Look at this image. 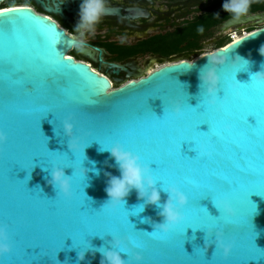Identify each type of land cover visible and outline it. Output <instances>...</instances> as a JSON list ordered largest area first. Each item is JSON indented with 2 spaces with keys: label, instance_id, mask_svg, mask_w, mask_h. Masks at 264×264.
<instances>
[{
  "label": "water",
  "instance_id": "obj_1",
  "mask_svg": "<svg viewBox=\"0 0 264 264\" xmlns=\"http://www.w3.org/2000/svg\"><path fill=\"white\" fill-rule=\"evenodd\" d=\"M22 21H28L37 33L47 28L54 30L52 50L59 53V58L67 65L65 72L55 79L71 81L79 90L85 101L83 107L88 112L107 113L121 101L122 112L107 116V120L123 118L131 122L135 118L143 119L145 123L139 126V131L149 144L156 145L158 155L167 159L171 154L177 168L193 170L202 185H207L213 176L217 180L229 181L232 188L226 195L236 212L229 225V237L234 242L230 254L232 264H264V82L255 81L249 103H238L230 110V115L237 121L247 113H254L257 120L254 143L245 145L238 154L225 151L212 160L189 161L188 157L197 154L194 144L187 142L190 133L195 131L197 118L190 114L178 120L166 106L168 95V105L181 104L180 97L184 96L188 97L189 105L196 107L203 95L199 73L206 65L207 57L223 61L216 66L218 86L230 75L234 79V70H243L236 72L237 83L250 82L251 75L260 71L264 64V56L259 53L264 45V25L224 48L204 53L191 61L177 59L167 62L144 76L108 90L107 78L66 55L77 41L55 22L26 6L0 10V24L5 28L18 27ZM3 48V39L0 38V53ZM234 55L248 60V66L243 62L239 66L232 65L230 61ZM21 63L25 77L33 81L43 82L49 75L41 66L29 67L26 57ZM66 114L64 106L42 88L38 87L31 96L18 93L17 104L10 105L7 93L0 86V131L7 137L5 144L0 145V221H4L8 214L27 217L31 221L30 228L20 229L13 252L0 255V264H10L18 257L25 259V264H100L101 255L98 252L93 254L94 248L112 247L114 237L124 240L126 251L121 256L126 264H144L140 252L128 242V237L111 235L121 229L128 231L131 241L155 237L156 241L164 242H147L145 259L162 260L166 264H200L206 259L211 264L215 245L205 244L204 230L198 228L205 222L202 211L219 215L212 199L199 201L200 194H194L190 199H195L197 205L192 206L188 218L167 235L151 233L152 223L145 221L149 218L152 222H161L162 217L157 215L159 209L147 205L139 212L138 206L143 200L137 198L134 189L124 198V205L104 209L103 203L108 199L104 190L105 173L118 176L119 171L109 152L100 149L115 142L101 139L105 134L103 122L78 117L70 122L76 128H84L86 134L92 131L93 136L85 141L74 136L71 139L62 127ZM155 116L160 117V123L153 125L149 120ZM255 118L248 117V123L255 126ZM199 130L206 132L208 126L200 125ZM74 153L77 154L74 168L63 167V171L68 176L74 172L78 174V181L73 183L79 191L74 192L71 200H60L52 208L50 205L57 199V190L46 181L50 178L48 169L52 164L58 165L59 158L66 154L75 160ZM150 167L155 168V165ZM97 170L99 176L95 174ZM164 185L157 181V187ZM166 198L167 194L161 192V201ZM207 231L219 230L210 228ZM81 250L86 251L85 257L78 261L77 253ZM137 254L141 257L139 261L135 260Z\"/></svg>",
  "mask_w": 264,
  "mask_h": 264
},
{
  "label": "snow or ice",
  "instance_id": "obj_2",
  "mask_svg": "<svg viewBox=\"0 0 264 264\" xmlns=\"http://www.w3.org/2000/svg\"><path fill=\"white\" fill-rule=\"evenodd\" d=\"M0 38L3 39L4 43L3 51L0 53V74H2L0 86H2L7 93V101L10 105L17 104L18 93L31 96L39 87L46 90L58 103L64 106L67 114L64 116L63 121H72L74 118L78 117L81 120L103 122L105 134L101 139L118 142L125 149L138 155L142 163L150 168L157 181L165 185L175 184L188 195V204L182 209L184 220L188 218L190 208L197 205L195 199H190L194 194H200L199 201L209 197L215 200L218 196L222 194L226 195L231 191L232 185L227 179L217 180V178L213 176L210 177L207 185H202L193 170H179L176 161L171 158V154H169L167 159L158 155L156 145L149 144L139 131V126L145 123V120L139 118H135L131 122L123 118L115 121L107 120V116L122 112L121 101L116 102V107L107 113L93 114L88 112L83 107L85 101L79 95V90L75 85L72 84L71 81L63 82L55 79L57 75L65 72L67 65L64 60L59 58V53L52 50V43L55 41V32L53 29H42L41 33H37L28 21H22L18 27L5 28L0 24ZM24 57L27 58L29 67L41 66L49 74L45 81H33L25 77L21 63ZM242 67L243 66H241V68ZM234 71V79L230 75L221 81L218 86L215 106L210 107L201 99L196 107H192L188 104V97H180L182 114L175 117L179 120L193 114L197 118L195 131L190 133V139L187 141L194 144L197 154L195 157H188L189 161L202 162L205 160H212L225 151L238 154L244 150L245 145L250 146L254 143L257 124L254 113H247L240 118V121H237L230 115V110L238 103L247 104L251 101L255 90V80H250L247 84L237 83L236 72L240 70ZM99 83L103 85L101 81H99ZM220 92H223V95H218ZM167 97L168 95H166L167 111L172 114L167 103ZM49 112L53 113L52 111ZM250 116L255 118V126L248 123V117ZM149 122L153 125L158 124L160 123V117H151ZM71 124L72 135L78 140L85 141L93 136L92 131L86 134L84 128H76L73 122H71ZM204 124L208 126V131L206 132L199 130L200 125ZM241 124L243 126H241ZM5 142L0 145H4ZM74 155L76 157L75 160L69 159L67 154L61 156L58 165L61 167L74 168L77 154L74 153ZM150 165H155V168H151ZM71 179V197L64 198L57 195V199L53 201L50 207L54 208L56 203L60 200H71L74 192L79 191L78 188L74 187L73 183L74 181H78V174L74 172ZM104 209L108 210L109 208L105 207ZM201 214L205 217V222L202 227L198 229H218L222 234V238L230 241L232 244L231 250L227 256L222 255L219 248H215L211 264H232L230 254L233 251L234 242H232L229 237V225L232 223V218L230 221H225L222 216L210 215L208 211H202ZM0 223L5 224L8 228L11 244V251L7 253L8 255L14 250V242L19 238L20 229L30 228L31 221L27 217L8 214L5 220L0 221ZM111 235L129 238V233L126 229H121ZM131 242L133 248L140 252L144 264H166V261L162 260L145 259V254L148 250L147 242L164 243L163 241H156L155 237H145L143 241L137 239ZM124 251H126V249H124ZM25 262V259L18 257L14 261L11 260L10 264H25ZM200 264H209V262L205 259L201 261Z\"/></svg>",
  "mask_w": 264,
  "mask_h": 264
},
{
  "label": "flooded vegetation",
  "instance_id": "obj_3",
  "mask_svg": "<svg viewBox=\"0 0 264 264\" xmlns=\"http://www.w3.org/2000/svg\"><path fill=\"white\" fill-rule=\"evenodd\" d=\"M104 2L105 14L89 30L75 27L82 0H3L0 7L26 6L55 22L77 41L66 55L107 78L108 90L144 76L156 66L186 59L199 46L215 48L229 40L231 30L264 25V0H249L247 12L238 17L223 10L224 0Z\"/></svg>",
  "mask_w": 264,
  "mask_h": 264
},
{
  "label": "clouds",
  "instance_id": "obj_4",
  "mask_svg": "<svg viewBox=\"0 0 264 264\" xmlns=\"http://www.w3.org/2000/svg\"><path fill=\"white\" fill-rule=\"evenodd\" d=\"M248 4L249 0H224L222 8L224 11H230L238 17L247 12ZM104 14V0H82L79 10V21L75 27L81 30H89ZM200 31H203V29H200ZM79 46L83 47L82 41ZM262 49H264V45L259 49V53L264 56V51H262ZM240 62H243L246 67L249 64L248 60L239 55H234L230 61L234 66H239ZM192 63L193 62H191L189 67H191ZM218 63H223V61H217L212 57H207V63L199 73L201 93H203L202 99L210 107L215 106L217 100L219 75L216 66ZM251 80L264 82V64L261 65L260 71L251 75ZM169 107L173 115L179 116L182 114L181 104L171 103ZM62 127L64 133L72 139L71 122L69 120L63 121ZM5 140V133L0 131V144H3ZM76 147L78 148L79 145L77 144ZM75 150L76 149H72V151ZM105 150L108 151L111 158L114 159L119 175L116 176L105 173L107 180L104 190L108 199L103 203V207L116 208L121 204L124 205V198L134 189L137 198L143 200V203L138 206L139 212L144 211L147 205H155L159 209L157 215L162 217L161 222H152L149 218H146L145 222L152 223L153 231L151 233L167 235L173 231V229L184 220L182 209L188 204V195L175 184L157 187V179L150 168L142 163L138 155L125 149L118 142L112 143L109 147L100 149V151ZM63 169V167L57 164H52L50 169H48L50 178H46V181L57 190V195L69 198L72 195V176L65 175ZM83 171L81 172L82 175ZM95 174L99 176L100 173L97 170ZM161 192L167 194V198L163 202L161 201ZM212 202L219 211V215L222 216L225 221H230L235 215V210L227 195L218 196L215 200H212ZM204 233L205 244H214L215 248L220 249L222 255H228L232 247L230 241L224 240L219 231L209 233L207 230H204ZM209 241H213L214 243H209ZM128 242L132 243L129 238ZM125 248L126 245L124 240L114 237L112 247L105 248L100 246L94 248L93 254L97 252L100 253V264H126L125 259L121 256ZM10 251L11 244L8 228L5 224L0 223V255L7 254ZM85 253V250L79 251L77 253V260H83ZM140 259L141 257L137 254L135 260L139 261Z\"/></svg>",
  "mask_w": 264,
  "mask_h": 264
},
{
  "label": "rangeland",
  "instance_id": "obj_5",
  "mask_svg": "<svg viewBox=\"0 0 264 264\" xmlns=\"http://www.w3.org/2000/svg\"><path fill=\"white\" fill-rule=\"evenodd\" d=\"M8 8H11V7H8ZM8 8H4V9H8ZM0 10H2V9H0ZM250 32H252V31H250ZM249 32V33H250ZM232 42V41H231ZM231 42H229L228 44H230ZM228 44H226L225 46H223V47H221V48H224V47H226ZM201 48H198V50L194 53V54H200V55H202V54H204V53H207V52H211V51H213L215 48H214V46H212V45H203V46H200ZM219 49V48H218ZM215 50H217V49H215ZM199 55V56H200ZM195 58V56H192V57H190V61L191 60H193ZM152 67V66H151ZM155 68V67H154ZM151 70H152V68H151ZM146 71H150V69L149 70H146Z\"/></svg>",
  "mask_w": 264,
  "mask_h": 264
},
{
  "label": "built area",
  "instance_id": "obj_6",
  "mask_svg": "<svg viewBox=\"0 0 264 264\" xmlns=\"http://www.w3.org/2000/svg\"><path fill=\"white\" fill-rule=\"evenodd\" d=\"M260 27V26H259ZM259 27H256V28H254V29H252V30H241V31H237V30H231L229 33H228V39H229V41H234L235 40V38H239V37H241V36H243V35H245V34H248L250 31H253V30H255V29H257V28H259ZM163 65V64H162ZM161 66V65H160Z\"/></svg>",
  "mask_w": 264,
  "mask_h": 264
},
{
  "label": "trees",
  "instance_id": "obj_7",
  "mask_svg": "<svg viewBox=\"0 0 264 264\" xmlns=\"http://www.w3.org/2000/svg\"><path fill=\"white\" fill-rule=\"evenodd\" d=\"M7 8H8V7H7ZM0 9H4V7H1ZM229 42H231V41H229V40H227V41H223V42L219 43L218 45H216L215 49L221 48V47L225 46L226 44H228ZM197 48H201V47L199 46V47H197ZM215 49H214V50H215ZM190 55L197 57V56H199L200 54H188V56H186V57H187V58H186L187 60H190V57H192V56H190Z\"/></svg>",
  "mask_w": 264,
  "mask_h": 264
},
{
  "label": "bare ground",
  "instance_id": "obj_8",
  "mask_svg": "<svg viewBox=\"0 0 264 264\" xmlns=\"http://www.w3.org/2000/svg\"><path fill=\"white\" fill-rule=\"evenodd\" d=\"M1 8V7H0ZM238 39V38H235V40ZM159 66H156V68H158Z\"/></svg>",
  "mask_w": 264,
  "mask_h": 264
}]
</instances>
